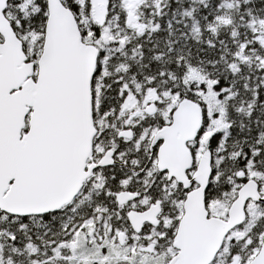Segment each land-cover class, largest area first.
<instances>
[{"label": "snow or ice", "instance_id": "obj_1", "mask_svg": "<svg viewBox=\"0 0 264 264\" xmlns=\"http://www.w3.org/2000/svg\"><path fill=\"white\" fill-rule=\"evenodd\" d=\"M0 264H264V0H0Z\"/></svg>", "mask_w": 264, "mask_h": 264}]
</instances>
